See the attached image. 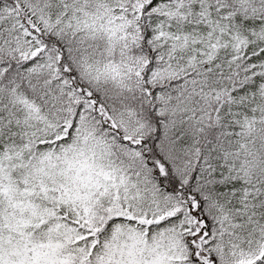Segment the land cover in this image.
Masks as SVG:
<instances>
[{"label":"snow or ice","instance_id":"snow-or-ice-1","mask_svg":"<svg viewBox=\"0 0 264 264\" xmlns=\"http://www.w3.org/2000/svg\"><path fill=\"white\" fill-rule=\"evenodd\" d=\"M0 264H264V0H0Z\"/></svg>","mask_w":264,"mask_h":264}]
</instances>
